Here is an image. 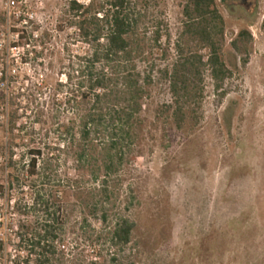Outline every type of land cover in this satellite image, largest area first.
<instances>
[{
  "label": "rangeland",
  "instance_id": "1",
  "mask_svg": "<svg viewBox=\"0 0 264 264\" xmlns=\"http://www.w3.org/2000/svg\"><path fill=\"white\" fill-rule=\"evenodd\" d=\"M7 1L0 0V71L8 67V95L14 97L13 109L20 116L16 126L34 133L29 147H49L55 168L69 176L59 180L73 181L96 195L106 179L108 222L120 217L135 223L125 263L128 258L134 264H264V0H254L248 9L215 0L224 21L221 57L232 75L223 84L221 98L205 72L203 98L180 129L164 110L172 99L156 67L166 62L155 47L150 49L148 37L150 24L164 20L170 34L167 62L174 58L184 0H138L147 29L137 32L146 46L137 70L144 74L154 64L153 83L141 100L140 122L125 162L117 176L107 178L91 176L85 166L74 170L78 166L74 145L51 150L63 140L57 126L87 108L78 107L73 114L63 101L65 91L81 87L82 59L90 53L67 24L68 0H15L12 8H7ZM241 30L252 39L244 66L231 47ZM14 31L32 36L29 42L18 41ZM161 43L167 46L164 40ZM192 50L206 55L193 45ZM68 76L71 81H66ZM0 87L4 89L1 83ZM0 118L4 122V116ZM4 141L0 131V146ZM100 143L90 150V159L100 157ZM26 149L19 143L15 159ZM0 181L4 183V177ZM20 192L15 188L11 194L18 199ZM64 203L67 227H76L84 211L80 201L68 194ZM11 205L0 199V240L5 250L0 251V264H11L8 254L14 253L18 216ZM89 221L101 227L97 220Z\"/></svg>",
  "mask_w": 264,
  "mask_h": 264
},
{
  "label": "trees",
  "instance_id": "2",
  "mask_svg": "<svg viewBox=\"0 0 264 264\" xmlns=\"http://www.w3.org/2000/svg\"><path fill=\"white\" fill-rule=\"evenodd\" d=\"M137 4L138 0H87L86 3L68 0L67 3V24L89 46L90 53L82 59L81 87L65 91L63 101L72 113L78 107L87 105V108L57 126L63 140L51 150L74 145V161L78 164L74 170L85 166L94 177L117 176L128 155L134 128L140 122L141 100L153 83L154 64H149L144 74L137 70V62L146 48L137 32L147 29L142 19L145 13ZM181 14V29L172 47L175 55L171 61L167 62L170 34L166 22L162 19L152 22L148 37L150 49L155 47L166 62L156 67V72L166 82L172 99L164 110L178 129L195 114L203 98L205 72L221 98L225 95L223 84L232 75L221 57L224 21L215 0H184ZM14 32L18 41L29 42L32 36L25 37V31ZM162 40L167 46L162 45ZM251 40L249 32L241 30L231 41L232 49L241 56L242 66L248 62ZM192 45L205 50L206 55L193 51ZM6 68L0 71V83L4 87H0V116H4V122L0 118V131L5 134L0 146L4 159L0 162V177H4V183L0 181V199L12 201L13 214L18 216L11 246L14 253L8 254L9 263L134 264L128 258L125 263L124 254L132 241L135 223L120 217L108 222L110 193L106 179L100 182L99 193L91 195L73 181L65 183L57 178L69 176L55 168L53 153L47 145L29 147L34 133L16 126L20 116L13 109L17 107L14 97L8 95L11 84L5 81ZM66 81H71L69 76ZM100 142L103 152L97 159H90V150H95V144ZM19 143L27 149L15 159L14 150ZM15 188L21 189L18 199L11 194ZM68 194H74L84 210L73 228L67 227L64 201ZM89 219L97 220L101 227H93ZM0 251H5L2 239Z\"/></svg>",
  "mask_w": 264,
  "mask_h": 264
},
{
  "label": "flooded vegetation",
  "instance_id": "3",
  "mask_svg": "<svg viewBox=\"0 0 264 264\" xmlns=\"http://www.w3.org/2000/svg\"><path fill=\"white\" fill-rule=\"evenodd\" d=\"M230 2H232L235 5H240L242 6L244 9H248L251 6H253L254 0H252V2L247 3L246 0H229Z\"/></svg>",
  "mask_w": 264,
  "mask_h": 264
},
{
  "label": "built area",
  "instance_id": "4",
  "mask_svg": "<svg viewBox=\"0 0 264 264\" xmlns=\"http://www.w3.org/2000/svg\"><path fill=\"white\" fill-rule=\"evenodd\" d=\"M15 4H16L15 0H8L7 1V8H12L15 6ZM22 21H23V19H22ZM23 23H26V21H23ZM16 38H17V35H16ZM13 47H17V46H13ZM5 81H7V76H6Z\"/></svg>",
  "mask_w": 264,
  "mask_h": 264
},
{
  "label": "water",
  "instance_id": "5",
  "mask_svg": "<svg viewBox=\"0 0 264 264\" xmlns=\"http://www.w3.org/2000/svg\"><path fill=\"white\" fill-rule=\"evenodd\" d=\"M246 2H247V3H250V2H252V0H246Z\"/></svg>",
  "mask_w": 264,
  "mask_h": 264
}]
</instances>
